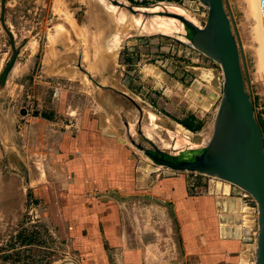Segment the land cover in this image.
<instances>
[{"label":"rangeland","instance_id":"374dc122","mask_svg":"<svg viewBox=\"0 0 264 264\" xmlns=\"http://www.w3.org/2000/svg\"><path fill=\"white\" fill-rule=\"evenodd\" d=\"M50 1L0 0V76L17 52L4 83L0 79V264H79L81 254L76 247L80 234L97 230L96 219L106 214L109 202L114 200L119 208L128 197L110 188L86 192L70 172L75 154L58 158L52 154L57 151L56 140L42 134L46 131L43 121L33 118L38 114L59 118L53 125L56 130H64L65 125L74 128L75 122L67 123L57 109H51L53 102L71 98L65 92L59 100V88L71 86L81 95L78 98L88 99L90 114L102 120L96 123L100 134H105L97 140L99 146L111 148L116 159L125 152V164L132 173L152 176L158 170L171 171L154 165L145 152L154 151L152 145L170 155L203 149L212 137L222 97L220 66L188 45L182 25L169 15L181 13L202 27L207 7L199 0H161L162 7L145 6L144 13L113 8L110 0H81L84 7L79 10L64 5L60 11L55 6L50 9ZM226 1L244 57L245 89L261 125L264 65L258 11L252 0ZM110 9L116 11L112 16L117 19L129 14V23L114 22ZM75 13L83 53L95 58L82 61V72L75 68L76 73H65L69 80L61 74L51 76L59 60L43 59L44 33ZM119 31L124 37L115 61L106 57V45ZM66 45L69 51L74 42ZM63 61L69 65L78 62ZM96 86L104 88L97 98L92 93ZM75 116L71 114V118ZM190 118L201 125L198 130L179 124ZM208 180L226 191L233 188L216 178L198 177L197 181Z\"/></svg>","mask_w":264,"mask_h":264},{"label":"crops","instance_id":"0c3cea01","mask_svg":"<svg viewBox=\"0 0 264 264\" xmlns=\"http://www.w3.org/2000/svg\"><path fill=\"white\" fill-rule=\"evenodd\" d=\"M50 3V9L55 6L60 11L64 5L75 11L84 7L81 0L73 3L51 0ZM110 10V18L114 22H121L118 23L121 26L129 23V14L117 19V16H112L116 11ZM79 26L75 13L70 20L62 21L51 27L48 34L44 33L43 59L59 60L50 71L51 76H67L76 73L75 68L82 72V61L95 58L83 53V42L77 31ZM114 36L106 45V57L117 61L120 38L124 34L119 31ZM71 40L74 46L67 51L69 47L66 44ZM66 59L78 62L69 65L63 61ZM113 69L116 68L113 66ZM73 89L71 86L68 90L59 88V100L66 95L65 92L71 98L58 100L57 104L53 102L55 106L51 108L57 109L56 112L67 123L75 122L72 130L71 125L61 126L64 130H56L53 125L59 118L54 120L38 114L33 120H42L46 127L42 134L56 140L57 151L52 152L55 158L62 154H75L72 160L74 168L70 172L77 178V186H84L86 192L117 189L122 196H128L119 208L114 200L109 202L106 214L96 219L97 230H86L84 235L80 234L76 247L81 254L79 264H238L239 255L243 254L249 256L248 264H251L257 233L256 216L244 206L238 190L228 186L226 191L227 188H218L217 183L211 180L204 181V184L197 181L195 191H190L189 177L184 173L159 170L155 176L149 172L141 175L132 173L125 164V152H120L122 156L116 159L111 148L99 146L97 140L105 134H100L96 123L98 119L102 120L90 114L88 99L78 98L81 95ZM96 89L92 93L97 98L98 92L104 88ZM109 91L118 90L110 88ZM136 109L141 117L137 105ZM72 113L76 116L71 118Z\"/></svg>","mask_w":264,"mask_h":264},{"label":"water","instance_id":"95a60500","mask_svg":"<svg viewBox=\"0 0 264 264\" xmlns=\"http://www.w3.org/2000/svg\"><path fill=\"white\" fill-rule=\"evenodd\" d=\"M207 7L205 24L200 27L180 14H169L182 25L185 42L222 71V97L214 130L208 144L200 150H185L177 155L160 151L152 145L145 155L154 165L173 173H193L216 178L234 189L249 194L256 204L257 233L251 264H264V142L255 118L251 97L246 92V69L238 35L226 0H199ZM113 7L133 11L127 2L112 1ZM226 9H225V7ZM264 41V0H259ZM143 8V7H141ZM227 10V12H226ZM17 52L1 73L4 83ZM190 182V177L188 178ZM204 184V181H203ZM249 256L239 255L238 264H248Z\"/></svg>","mask_w":264,"mask_h":264},{"label":"built area","instance_id":"2783aa9c","mask_svg":"<svg viewBox=\"0 0 264 264\" xmlns=\"http://www.w3.org/2000/svg\"><path fill=\"white\" fill-rule=\"evenodd\" d=\"M128 4H131L133 6H137V7H145V6H156L159 5L160 3H164L161 0H125ZM188 177H190V191H195V187H196V182L198 180V177H204L198 174H193V173H185ZM210 178V177H207ZM210 181V180H208ZM198 188H196L197 190ZM239 198L241 199V201L243 202L244 206L246 208L249 209V213L250 211H252L255 216H257V211H256V204L254 202V200L252 199V197L247 194L244 191H240L239 190ZM256 235V234H255Z\"/></svg>","mask_w":264,"mask_h":264},{"label":"bare ground","instance_id":"6f19581e","mask_svg":"<svg viewBox=\"0 0 264 264\" xmlns=\"http://www.w3.org/2000/svg\"><path fill=\"white\" fill-rule=\"evenodd\" d=\"M126 2V1H125ZM252 2H253V6L255 5V12H257L258 11V15H259V22H260V33H259V38H260V43H261V59H262V61H263V65H264V41H263V32H262V23H261V15H260V6H259V0H252ZM252 4V3H251ZM164 4L163 3H160L159 5H156V6H150V7H162ZM166 5V4H165ZM167 7H169V6H167ZM167 7H163V8H167ZM254 8V7H253ZM251 9H252V6H251ZM112 10H114V9H112ZM133 11H135V12H141V13H144L145 11H144V9L143 8H141V7H137V8H133L132 9ZM180 12H181V10H179ZM252 11V10H251ZM254 12V13H255ZM178 14H180V15H183V14H181V13H178ZM184 16V15H183ZM186 17V16H185ZM130 18V17H129ZM187 18V17H186ZM189 19V18H188ZM190 21H192L193 23H194V19H189ZM196 23V22H195ZM194 23V24H195ZM197 25V24H196ZM62 29V27H59V30H61ZM258 33H257V35H258ZM256 35V34H255ZM257 37V36H256ZM264 68V67H263Z\"/></svg>","mask_w":264,"mask_h":264},{"label":"trees","instance_id":"16d2710c","mask_svg":"<svg viewBox=\"0 0 264 264\" xmlns=\"http://www.w3.org/2000/svg\"><path fill=\"white\" fill-rule=\"evenodd\" d=\"M179 124H181L183 127L190 129V130H198L200 128V124H195L194 122V118H190V120H184V121H180ZM262 133L264 131V123H261V125H259Z\"/></svg>","mask_w":264,"mask_h":264}]
</instances>
